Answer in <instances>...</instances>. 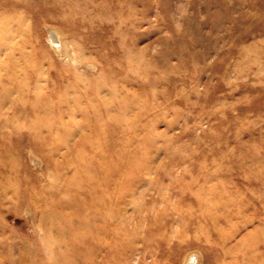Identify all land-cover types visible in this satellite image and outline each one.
Returning <instances> with one entry per match:
<instances>
[{"label": "rangeland", "instance_id": "1", "mask_svg": "<svg viewBox=\"0 0 264 264\" xmlns=\"http://www.w3.org/2000/svg\"><path fill=\"white\" fill-rule=\"evenodd\" d=\"M0 264H264V0H0Z\"/></svg>", "mask_w": 264, "mask_h": 264}]
</instances>
